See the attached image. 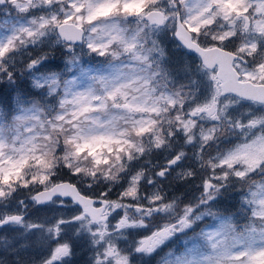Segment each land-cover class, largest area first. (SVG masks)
Masks as SVG:
<instances>
[{
	"label": "snow or ice",
	"instance_id": "1",
	"mask_svg": "<svg viewBox=\"0 0 264 264\" xmlns=\"http://www.w3.org/2000/svg\"><path fill=\"white\" fill-rule=\"evenodd\" d=\"M0 16V85L38 93L0 110V264H72L78 245L135 264L205 217L158 264H264V0H0ZM77 48L104 60L46 66L63 49L70 72ZM197 178L194 202L169 196ZM231 191L242 226L213 211Z\"/></svg>",
	"mask_w": 264,
	"mask_h": 264
},
{
	"label": "trees",
	"instance_id": "2",
	"mask_svg": "<svg viewBox=\"0 0 264 264\" xmlns=\"http://www.w3.org/2000/svg\"><path fill=\"white\" fill-rule=\"evenodd\" d=\"M176 43L173 40V44ZM173 44H168L166 49L169 53V56L173 59L179 58L182 55V51L177 48L174 49ZM91 62L94 65H99L104 58L101 57H89ZM52 66H49L54 71L64 72V76H66L69 71L65 68V62L61 60H53L51 63ZM23 95L24 98H38V93L32 90L30 87L29 80L27 76L18 77L16 86H8V85H0V109L5 111H14L15 109V100L17 95ZM160 162H163L162 160ZM64 178H67L66 176ZM200 183L199 178L189 183H171L169 186L168 182H165L166 190L168 191L169 196H180L183 202H190L191 199L194 202V198L199 196V190L195 187ZM192 184L193 186H190ZM171 187V190L169 188ZM194 188V189H193ZM193 192V193H192ZM115 193V192H114ZM190 193H192L190 195ZM114 197V196H113ZM220 209L224 215H231L233 217V222L238 226H242L247 221L244 219L239 204V194L235 191H231L226 193L223 198H221L216 205L213 206V210L216 211ZM208 224V221L199 222L193 230H186L185 233L187 235H195L199 233L201 229H205V226ZM143 234V233H142ZM147 234V233H146ZM145 234V235H146ZM144 235V234H143ZM174 242V241H173ZM165 250V249H164ZM160 255L159 257H161ZM155 258L147 259L144 264H157V260Z\"/></svg>",
	"mask_w": 264,
	"mask_h": 264
},
{
	"label": "rangeland",
	"instance_id": "3",
	"mask_svg": "<svg viewBox=\"0 0 264 264\" xmlns=\"http://www.w3.org/2000/svg\"><path fill=\"white\" fill-rule=\"evenodd\" d=\"M4 19V17L0 16V21H2ZM164 46L166 48V46L168 44H173V40L168 38L165 39L163 41ZM174 49L176 48V43L173 44ZM44 51H49V49H44ZM77 55L79 56V66L77 67H73L72 70L65 76V78H71L73 75H79V68L80 67H95V65L91 62V59H89V57H94V55L90 56L87 55V49L85 48L83 50V52H81V50L79 48H77ZM184 56V53L182 52L181 57ZM96 57V56H95ZM102 58V57H101ZM187 58V57H185ZM68 59L67 54L64 52L63 49H57L54 52L51 53V58L50 60L47 62V67L49 68V66H52L51 63L53 60H61L63 62H66V60ZM100 65V64H99ZM98 65V66H99ZM234 139V138H233ZM213 154L214 151H213ZM196 180V179H195ZM194 181V180H193ZM177 184V183H176ZM190 186H193L192 184H189ZM194 189V188H193ZM169 190H171V187L169 188ZM193 193V192H192ZM190 193V195L192 194ZM113 198H115V193H113ZM192 201V199H191ZM193 202V201H192ZM214 211V210H213ZM204 221H208V224L205 226L206 228H210L212 226H215L216 221L213 220L212 217H205V219L203 221L200 222H204ZM199 223V222H198ZM145 235L146 233L141 231L138 233H135L136 238H139L140 236H142L143 234ZM194 235H187L185 232L184 233H177L172 239L171 241L164 246L158 253L154 254L152 257H145L143 259V261H140L139 259H137L135 261V264H144V262L149 259V262L151 261V258H155L154 260L159 261L160 259V255H164V253L168 252L169 250H174L177 254H179L180 252L184 251V249L186 247L191 246L192 240L191 238ZM174 241V242H173ZM188 242L187 244L185 242ZM165 249V250H164ZM76 254L74 255V257L72 258V264H88V256H89V252L87 251L86 247L84 245H78L75 249ZM158 264V262H157Z\"/></svg>",
	"mask_w": 264,
	"mask_h": 264
}]
</instances>
